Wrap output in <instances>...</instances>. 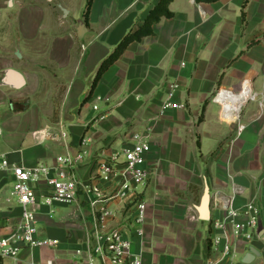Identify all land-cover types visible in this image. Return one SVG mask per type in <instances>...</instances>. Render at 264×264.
Wrapping results in <instances>:
<instances>
[{"label": "crops", "instance_id": "1", "mask_svg": "<svg viewBox=\"0 0 264 264\" xmlns=\"http://www.w3.org/2000/svg\"><path fill=\"white\" fill-rule=\"evenodd\" d=\"M159 1L93 0L86 19L87 0H0V153L15 164L55 166L59 156L85 152L77 166L78 204L45 205L50 186L33 183L38 236L58 245L23 246L16 258L0 256V264H80L76 250L86 251L101 227H120L145 264H205L211 220L225 214L213 200L231 193L229 175L244 189L235 206L254 201L263 224L262 237L240 243L241 264H264V0H173V16L131 43L93 88L103 60ZM9 69L22 86L3 82ZM172 82L179 84L174 101L183 106L162 113ZM60 126L66 140L52 136ZM148 130L140 239L130 201H110L111 216L102 221L101 204L94 216L84 189L100 184L113 191L117 180L96 178L99 162ZM12 188L13 177L3 175V236L22 215ZM206 188L209 218L200 211Z\"/></svg>", "mask_w": 264, "mask_h": 264}, {"label": "built area", "instance_id": "2", "mask_svg": "<svg viewBox=\"0 0 264 264\" xmlns=\"http://www.w3.org/2000/svg\"><path fill=\"white\" fill-rule=\"evenodd\" d=\"M184 65V63H182ZM179 88L177 82H172L167 91L166 100L162 104V113L168 109H177L183 105L174 101ZM224 93H219L222 95ZM102 100V96L97 97ZM98 110V106H94ZM48 135V131L42 132ZM1 134V131H0ZM51 134V133H50ZM66 140L68 134L64 126H60L57 134L52 135ZM91 142L85 138L83 143ZM151 151L150 131L136 133L131 147L123 149L112 158L99 162L97 177L102 182L111 183L117 180L115 189L105 190L100 184H94L84 189L93 215L96 207L101 204V220L111 216L108 207L110 201L123 199L130 201L135 207V234L140 239L145 235L144 225L147 220V203L141 196L142 188L147 186L150 172L146 168L147 156ZM85 152L71 156L66 154L57 158L58 164L47 166L38 164L25 166L12 163L8 156L0 153V184L3 175L13 177L12 194L17 196L22 207V215L16 230L7 236L0 234V256L16 258L23 246L28 247H56L58 242L50 238H40L36 225L33 206L39 201L33 183L44 181L50 186V191L43 198L48 206L55 204H78V195L82 184L77 177V166L84 159ZM231 193L217 194L214 206L225 212L224 216L211 220V248L212 253L205 264H241L239 257L240 243H250L258 237L260 211L254 201L242 207L235 206L236 198L244 192L232 175ZM93 243L85 250L77 249L76 255L85 264H145L144 254L133 250V242L120 227L110 229L95 228ZM84 256V257H83ZM84 260V261H83ZM80 263V264H81ZM43 264V263H33ZM44 264H54L48 261ZM78 264V263H67Z\"/></svg>", "mask_w": 264, "mask_h": 264}, {"label": "trees", "instance_id": "3", "mask_svg": "<svg viewBox=\"0 0 264 264\" xmlns=\"http://www.w3.org/2000/svg\"><path fill=\"white\" fill-rule=\"evenodd\" d=\"M173 0H160L149 12L144 23L135 31H131L125 35L123 40L106 59L103 60L96 77L94 79L93 88L97 85L103 73L120 57L123 51L133 42H140L143 38L154 34V24L163 18H170L173 12L170 10V4ZM214 0H196V2H212ZM93 0H87L85 17L88 18L92 7Z\"/></svg>", "mask_w": 264, "mask_h": 264}, {"label": "water", "instance_id": "4", "mask_svg": "<svg viewBox=\"0 0 264 264\" xmlns=\"http://www.w3.org/2000/svg\"><path fill=\"white\" fill-rule=\"evenodd\" d=\"M3 82L6 84H11L15 87H20L24 83L23 78L20 75L13 73L12 70L10 69L6 72V75L3 78ZM209 204H210V194H209V190L206 188L200 206V211L204 218H209ZM262 236H263V224L260 220L258 226V237H262ZM256 254H257L256 249L252 247L249 251V255L256 256ZM244 261L247 262L246 259Z\"/></svg>", "mask_w": 264, "mask_h": 264}, {"label": "rangeland", "instance_id": "5", "mask_svg": "<svg viewBox=\"0 0 264 264\" xmlns=\"http://www.w3.org/2000/svg\"><path fill=\"white\" fill-rule=\"evenodd\" d=\"M65 212H66V210H65Z\"/></svg>", "mask_w": 264, "mask_h": 264}]
</instances>
